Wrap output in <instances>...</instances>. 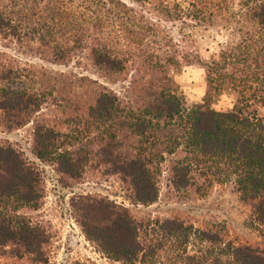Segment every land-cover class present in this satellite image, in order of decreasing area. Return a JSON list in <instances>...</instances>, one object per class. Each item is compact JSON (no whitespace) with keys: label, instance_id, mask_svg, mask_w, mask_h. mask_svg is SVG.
Wrapping results in <instances>:
<instances>
[{"label":"trees","instance_id":"obj_1","mask_svg":"<svg viewBox=\"0 0 264 264\" xmlns=\"http://www.w3.org/2000/svg\"><path fill=\"white\" fill-rule=\"evenodd\" d=\"M129 1L139 5L140 14L120 0H0V38L18 46L36 44L35 52L53 62L87 52L105 77L127 72L131 79L127 96L120 97L94 80L45 75L4 57L0 115L5 128L32 120L37 160L54 163L72 179L87 163L104 164L127 183L135 204L157 199L163 172L177 189L199 190L231 178L239 199L251 209L252 225L264 228V115L258 113L264 109V0ZM114 19L119 24L113 26ZM161 22L204 29L223 22L232 40L206 60L193 44L184 43V34L173 40ZM192 64L204 69L206 88L201 102L188 105L172 74ZM83 88L89 89L83 91L88 97L82 98ZM225 92L235 95L232 107L215 109ZM50 100L67 103L76 116L58 123L41 119V106ZM75 117L101 127L91 144L72 140L62 130ZM62 141L68 146H60ZM41 198L37 168L21 151L0 143V246L41 254L44 232L18 212L37 209ZM71 202L87 239L112 260L136 264L162 251L172 264H264L263 247L224 240L216 231L193 229L175 218L156 222L161 236L146 245L126 207L91 194ZM195 237L202 248L187 251Z\"/></svg>","mask_w":264,"mask_h":264},{"label":"rangeland","instance_id":"obj_2","mask_svg":"<svg viewBox=\"0 0 264 264\" xmlns=\"http://www.w3.org/2000/svg\"><path fill=\"white\" fill-rule=\"evenodd\" d=\"M120 1L131 7L136 15L141 13L136 3L129 0ZM143 14L156 18L154 14L148 12ZM119 22L120 20L114 19L112 24L115 26ZM161 23L167 27L168 34L173 40L181 38L184 34V43L193 44L192 47H195L206 60L216 57L219 50L232 40V30L230 27H224L223 22L208 26L206 29L179 23ZM187 33L191 35L189 38L186 36ZM37 49V45L30 42L18 46L11 39L0 38V61L7 57L21 68L33 67L40 73L44 72L45 75L52 72L63 73L69 77L70 74H74L84 77L86 81L94 80L105 85L120 97L126 95V86L131 80L130 73L105 77L92 64L87 52L74 56L68 62H53L52 57L36 53ZM172 75L186 104L202 101L206 88L204 69L192 64L184 66L182 70ZM83 91L89 89L83 88L81 91L82 98L88 97L89 94ZM234 101L235 95L232 92H225L218 97L213 107L224 111L231 108ZM41 107L38 116L45 121L57 122L76 116L67 108L65 102L50 100ZM258 113L264 115V109H260ZM78 117L77 119L75 117L76 121L67 127L61 128L66 131L65 133L72 134V140L79 138L91 144L94 141L92 138L100 135L101 127L92 121L83 123ZM33 126V121L30 120L18 128L7 129L0 115V143H8L21 151L39 172L42 194L39 207L37 209L25 207L18 212L31 225L38 226L44 232L45 243L41 246L42 252L39 256L24 254L23 249L16 245L0 246V264H126L101 254L95 244L87 239L71 202V199L79 194H91L96 198L101 197L126 207L134 220L139 223V238L146 245L156 242L161 236L158 233L159 223L156 222L175 218L193 229L216 231L224 240L264 248V228L256 229L252 225L251 209L247 203L239 199L233 189L231 178L221 183L214 182L210 186L203 184L199 190L195 187L177 189L169 185L163 172L160 176L157 199L148 205L135 204L130 201L131 193L127 183L121 182L118 175L108 172L104 164L87 163L81 176L72 179L58 172L54 163L37 160L33 154ZM66 145L62 141L60 146L66 147ZM165 166L166 162L162 163V169H165ZM199 240L195 237L187 246V251L202 248ZM170 242L173 246L177 244ZM163 243L166 244L167 241ZM182 249L183 247L180 246L176 252L181 253ZM36 259L44 261L40 262ZM168 259L164 252L157 251L154 256H145L136 264H167ZM172 262L168 261V264Z\"/></svg>","mask_w":264,"mask_h":264}]
</instances>
